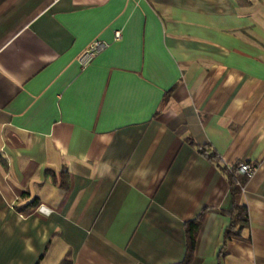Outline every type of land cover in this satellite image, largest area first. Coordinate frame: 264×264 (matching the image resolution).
Here are the masks:
<instances>
[{
    "label": "crops",
    "instance_id": "1",
    "mask_svg": "<svg viewBox=\"0 0 264 264\" xmlns=\"http://www.w3.org/2000/svg\"><path fill=\"white\" fill-rule=\"evenodd\" d=\"M199 212L188 264H264V0H0V264H174Z\"/></svg>",
    "mask_w": 264,
    "mask_h": 264
},
{
    "label": "trees",
    "instance_id": "2",
    "mask_svg": "<svg viewBox=\"0 0 264 264\" xmlns=\"http://www.w3.org/2000/svg\"><path fill=\"white\" fill-rule=\"evenodd\" d=\"M188 143L196 148L198 151H203L202 146H195L191 140ZM209 158L214 159V154H209ZM228 183H229V191L230 193H234L236 189L235 183H243L245 180L241 175L235 172V166L228 171L226 174ZM34 199L29 202V205L34 206ZM27 212H22L25 214ZM228 222L222 230V242L229 238H238L239 237V230L246 225V211L243 205L234 204L226 211H224ZM202 213L199 212L193 220L190 222H185L183 225V242H184V252L183 256L180 261L174 264H188L192 256V249L194 245V240L196 237V232L198 226L201 222ZM56 264H69V260L66 257L61 258Z\"/></svg>",
    "mask_w": 264,
    "mask_h": 264
},
{
    "label": "built area",
    "instance_id": "3",
    "mask_svg": "<svg viewBox=\"0 0 264 264\" xmlns=\"http://www.w3.org/2000/svg\"><path fill=\"white\" fill-rule=\"evenodd\" d=\"M119 33L118 31L113 32V37L118 38ZM105 43L101 40H92L89 42L86 47L80 52L78 55V61L80 64L86 63L88 60H90L96 53H98L100 50H102L105 47ZM254 170V166L249 164L248 162L244 160H240L235 165V172L239 175H241L244 179L249 178ZM235 186L238 188V190L242 189V185L239 182L235 183ZM36 211L41 214H46L47 209L42 206L41 204L36 206Z\"/></svg>",
    "mask_w": 264,
    "mask_h": 264
},
{
    "label": "rangeland",
    "instance_id": "4",
    "mask_svg": "<svg viewBox=\"0 0 264 264\" xmlns=\"http://www.w3.org/2000/svg\"><path fill=\"white\" fill-rule=\"evenodd\" d=\"M35 208H36V206H35Z\"/></svg>",
    "mask_w": 264,
    "mask_h": 264
}]
</instances>
